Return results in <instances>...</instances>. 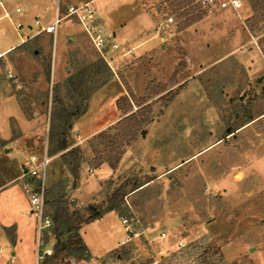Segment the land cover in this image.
I'll list each match as a JSON object with an SVG mask.
<instances>
[{"label":"rangeland","instance_id":"obj_1","mask_svg":"<svg viewBox=\"0 0 264 264\" xmlns=\"http://www.w3.org/2000/svg\"><path fill=\"white\" fill-rule=\"evenodd\" d=\"M11 2L24 7L19 18L26 22L37 16L44 22L53 19L54 0ZM171 2H131L127 14L145 19L123 36L130 51L112 67L100 58L76 22L62 21L57 39L43 32L19 44V35L3 19L0 51L13 48L0 55V98L9 103L0 107V119L15 110L10 103L16 100L29 123L23 131L13 117V135L5 142L0 138V151L3 144L19 137L27 155L41 154L46 146L53 155L61 154L53 153L55 145L49 140L61 109L53 87L68 107L87 106V112L92 103L99 105L92 113L98 118L101 110L115 108L114 98L120 91L126 89L123 95L129 94L128 84L136 98H146L144 104L153 107L152 121L146 126L149 134L125 147L116 173L100 183L92 203L79 206L85 214L88 205L106 207L113 193L123 188L124 201L115 210L119 218L137 219V230L152 228L155 239L136 236L134 243L110 255V264H181L184 260L176 257L182 247L179 242L187 245L201 239L198 255L191 253L188 264H264V18L245 0L239 11H203L202 19L186 26ZM167 13L176 17L177 25L159 28ZM149 41L152 49L146 47ZM252 50L258 52L261 63H250L255 62L248 55ZM49 64L50 80L46 76ZM189 81H193L190 86ZM151 82L154 89L162 84L165 90L148 98ZM182 89L185 94L176 99ZM77 120L68 140L72 146H81L85 161L86 151L93 157L90 143L102 130L84 131ZM230 129L234 132L227 134ZM93 167L82 170L89 175ZM64 176L62 166L52 163L47 184L50 188L65 180V200L70 206L73 177ZM52 200L48 194L51 216ZM161 231L169 235L167 241L158 239ZM238 234L246 236L245 249H239L238 243L231 245L232 262L228 263L220 244ZM33 237L19 248L14 264H36L37 233ZM54 242L50 229L42 245L53 249ZM69 259L63 255L50 264H70Z\"/></svg>","mask_w":264,"mask_h":264},{"label":"crops","instance_id":"obj_2","mask_svg":"<svg viewBox=\"0 0 264 264\" xmlns=\"http://www.w3.org/2000/svg\"><path fill=\"white\" fill-rule=\"evenodd\" d=\"M26 2H30V0H26ZM131 2H133V0H117L115 2L102 0L99 3L100 13L106 20L109 28L116 33L118 41L123 45H125V38H123V36L132 32L135 28H137L138 24H140V22L142 23V20L145 19L144 16H140L137 13H132L130 15L127 14L126 9L130 8V5H132ZM9 3L13 6L11 0H9ZM242 3V5H244L245 0H242ZM116 18L117 21L115 20ZM201 22H198L196 25H199ZM81 33H83V31ZM156 36L159 35L156 34ZM69 37L76 39V36L70 35ZM57 38L58 33L56 39ZM160 39L165 40L162 36H160ZM152 43L150 41L147 42L146 47L148 49H152ZM125 47L127 46L125 45ZM11 49L12 47H8L0 51V55ZM248 53H250L248 55H250L251 60H255V62L250 61L251 64L261 63L258 52L252 50ZM192 82L193 81H189L187 85L190 86ZM185 92L186 89H182L176 95V99L183 97ZM125 93H127L126 89L120 91V94L114 98L115 108L112 107L110 110H101V112H98L96 116L98 118H94L92 113L97 110L99 105L96 107V104L92 103L88 111L78 118V127L84 131H92L96 127H99L98 130H103L117 122L121 119L123 113L120 114L121 112L116 105V101ZM8 104L9 103L5 102L3 98H0V107ZM10 105L13 106L15 110L11 112L7 111L4 118L0 119V138L4 141L10 140L13 135V129L11 126V120L13 117L18 121L23 131L29 123V121L25 119L24 113L16 100H13ZM113 118L115 119L113 120ZM151 125H153V122L149 126ZM140 138L141 137L135 141L134 145L138 143ZM142 139H145V137H142ZM22 144L23 142L21 138L16 137L11 140L8 145L3 144L0 151V262H4L6 264H14V261H16L19 257V248H23V246L27 245V243H30L34 238L33 236L37 233V218L33 215L34 213L30 204L28 192L23 188L20 180L22 170L25 164L28 163L29 156L32 153H29L28 155L23 153ZM130 148L133 149V145L130 146ZM51 155L52 161L50 167L52 166V163L60 165L62 166L63 173L65 171L64 177H70V174L67 172L68 169L65 168L60 155ZM85 156L86 159L82 163V167L84 169L90 167L89 160L92 157V152L86 151ZM115 173L116 169L111 168L107 162H104L99 167H93L92 174L89 175L85 172V170H82L78 187L70 190L71 207L74 206L77 207L76 209L81 210L79 204L92 203L96 193L98 192L100 183ZM151 229L152 228L142 229V232L139 235L145 234V238L151 239L152 237L155 239L151 236L153 231ZM80 232L89 248V257L88 259H81L74 255H68L70 258V264H110V255L113 252H116L117 250L121 251L124 247H126V245L136 241V237L125 241L127 231L122 219L119 218L115 210L109 211L102 217L93 221L83 222L80 226ZM162 232L163 231H161L157 237H159L158 239L164 241L161 237ZM36 241L38 245V237ZM246 242V236L244 234H238L229 242L220 244V249L228 263L232 262V260L228 257L229 252H231L228 248L231 245L238 243L240 247L239 249H245ZM37 250L38 249H36V253ZM240 252L241 251H239V253ZM119 253L120 252H117L118 257L121 256ZM36 264H39L37 254Z\"/></svg>","mask_w":264,"mask_h":264},{"label":"trees","instance_id":"obj_3","mask_svg":"<svg viewBox=\"0 0 264 264\" xmlns=\"http://www.w3.org/2000/svg\"><path fill=\"white\" fill-rule=\"evenodd\" d=\"M248 1L254 13L264 18V0ZM171 5L178 12L179 19L185 18L183 23L186 26L203 18V10L199 8L196 0H172ZM196 10L197 12L194 13ZM50 74L51 66L49 64L46 69V76L49 80ZM153 86L154 83L152 82L148 86V98L158 95L165 90V86L162 84H159L155 89ZM127 90L129 94L119 97L116 101L117 107L123 112L121 119L114 126L99 132L90 143L93 151L90 164L94 167H99L104 162H107L111 168L116 169L122 159L125 147L136 141L139 136L145 137L147 134L146 126L152 121L153 107L149 103L144 104L147 100L146 98H136L128 84ZM53 95L55 100L60 102L61 109L58 112L59 122L54 123L50 129L49 140L55 145L53 153L61 152V159L73 177L70 188L74 189L78 187L80 181L84 154L81 146H72L68 137L73 128L74 120L86 112L87 106L85 108L79 105L74 107L66 106L60 100L59 93L54 87ZM167 103L168 100H164V105ZM135 104L139 105L137 109H134ZM233 132L234 130L230 129L227 131V134ZM49 153L52 154L50 151ZM66 187L65 180H62L47 189V195L50 194L53 198L52 206L54 211L52 218L54 226L51 228V231L55 235V242L53 244V254L45 256L40 264H50L51 261L63 255H74L81 259H88L89 248L81 235V224L93 221L109 211L116 210L124 201L125 194L123 193V188H119L110 197L106 207L91 204L85 208V212L88 213L85 214L82 210L71 209V205L69 206L65 200L66 194L64 190ZM202 241L204 240L201 239L179 248L176 257L180 261L184 260L181 264H188L187 262L193 257L191 253L198 255ZM221 255L225 259L222 251Z\"/></svg>","mask_w":264,"mask_h":264},{"label":"built area","instance_id":"obj_4","mask_svg":"<svg viewBox=\"0 0 264 264\" xmlns=\"http://www.w3.org/2000/svg\"><path fill=\"white\" fill-rule=\"evenodd\" d=\"M102 0H54V15L49 22H44L40 17H35L33 22H26L19 18L24 12L22 5H11L9 0H0V24L3 19L8 20L12 28L20 37L19 44L37 34L47 32L57 36L59 25L64 20L78 23L90 44L109 66L120 56L129 53V49L118 41L116 33L109 28L106 20L99 10V3ZM199 8L207 13H213L219 9L232 8L239 11L242 7V0H196ZM157 13V12H156ZM177 25L174 15L167 13L163 21L159 23V28ZM4 29L0 26V30ZM166 29V28H164ZM253 41L256 42L253 37ZM13 48V47H12ZM52 155L46 146L41 154L32 153L28 163L25 164L20 180L23 188L28 192L30 204L34 215L37 218L38 251L37 258L40 262L45 256L53 254L51 247L42 245L43 236L53 226L52 216L47 211V189L48 175ZM127 231L125 241L138 236L142 231L137 230L139 224L137 219L128 216L122 218ZM142 230V229H141ZM161 237L164 241L169 239V235L163 231ZM179 245L184 247L183 241ZM169 254L171 252H168Z\"/></svg>","mask_w":264,"mask_h":264}]
</instances>
